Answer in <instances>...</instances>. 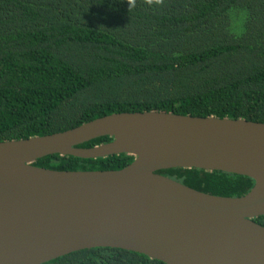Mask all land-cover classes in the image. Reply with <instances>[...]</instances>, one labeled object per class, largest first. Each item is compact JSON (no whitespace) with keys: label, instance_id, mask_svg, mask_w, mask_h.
<instances>
[{"label":"trees","instance_id":"16d2710c","mask_svg":"<svg viewBox=\"0 0 264 264\" xmlns=\"http://www.w3.org/2000/svg\"><path fill=\"white\" fill-rule=\"evenodd\" d=\"M149 111L264 123V0H0V142ZM132 161L53 155L34 165L116 171ZM157 174L221 197L254 185L217 171ZM253 221L264 227V216ZM46 264L164 263L94 248Z\"/></svg>","mask_w":264,"mask_h":264},{"label":"water","instance_id":"95a60500","mask_svg":"<svg viewBox=\"0 0 264 264\" xmlns=\"http://www.w3.org/2000/svg\"><path fill=\"white\" fill-rule=\"evenodd\" d=\"M100 137L109 143L81 148ZM126 154L121 170L55 171L34 163L59 155ZM197 169L254 181L242 197L191 189L157 174ZM264 123L116 113L73 129L0 142V264H46L114 248L164 264H264Z\"/></svg>","mask_w":264,"mask_h":264}]
</instances>
